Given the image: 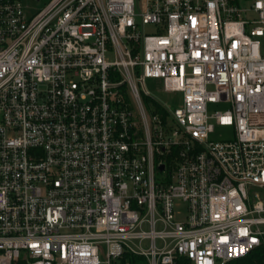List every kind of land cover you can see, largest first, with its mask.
Here are the masks:
<instances>
[{
    "label": "built area",
    "instance_id": "2783aa9c",
    "mask_svg": "<svg viewBox=\"0 0 264 264\" xmlns=\"http://www.w3.org/2000/svg\"><path fill=\"white\" fill-rule=\"evenodd\" d=\"M260 248L264 0H0V264Z\"/></svg>",
    "mask_w": 264,
    "mask_h": 264
},
{
    "label": "rangeland",
    "instance_id": "374dc122",
    "mask_svg": "<svg viewBox=\"0 0 264 264\" xmlns=\"http://www.w3.org/2000/svg\"><path fill=\"white\" fill-rule=\"evenodd\" d=\"M49 0H23L25 6H27V12L30 14H35L36 10L42 8ZM140 11L145 12L146 8L144 7V2H140L139 5ZM146 34H155L157 30L154 26H148L145 28ZM146 89L150 92V94L161 104L169 106L171 109H175L181 107V96L179 94L166 93L164 89H162V83L158 79H147L145 82ZM141 89V88H139ZM224 105H212L210 106V111L215 112L217 110L224 109ZM222 134V129L217 128L213 138L218 139ZM158 245H161V241L157 242Z\"/></svg>",
    "mask_w": 264,
    "mask_h": 264
},
{
    "label": "trees",
    "instance_id": "16d2710c",
    "mask_svg": "<svg viewBox=\"0 0 264 264\" xmlns=\"http://www.w3.org/2000/svg\"><path fill=\"white\" fill-rule=\"evenodd\" d=\"M122 264H149V262L145 256L125 253L122 258ZM226 264H264V249H257L246 257L239 258L238 260Z\"/></svg>",
    "mask_w": 264,
    "mask_h": 264
},
{
    "label": "water",
    "instance_id": "95a60500",
    "mask_svg": "<svg viewBox=\"0 0 264 264\" xmlns=\"http://www.w3.org/2000/svg\"><path fill=\"white\" fill-rule=\"evenodd\" d=\"M160 169L162 170L163 169V166H161Z\"/></svg>",
    "mask_w": 264,
    "mask_h": 264
}]
</instances>
